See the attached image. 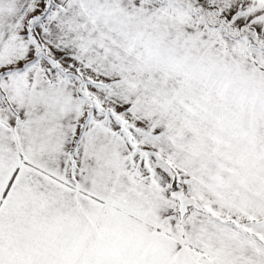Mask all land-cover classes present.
Listing matches in <instances>:
<instances>
[{
	"label": "snow or ice",
	"instance_id": "snow-or-ice-1",
	"mask_svg": "<svg viewBox=\"0 0 264 264\" xmlns=\"http://www.w3.org/2000/svg\"><path fill=\"white\" fill-rule=\"evenodd\" d=\"M0 264H264V0H0Z\"/></svg>",
	"mask_w": 264,
	"mask_h": 264
}]
</instances>
